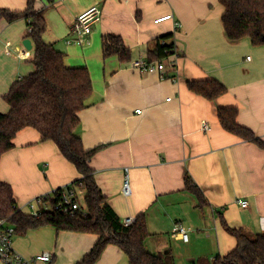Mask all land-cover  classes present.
Wrapping results in <instances>:
<instances>
[{"label": "crops", "instance_id": "obj_1", "mask_svg": "<svg viewBox=\"0 0 264 264\" xmlns=\"http://www.w3.org/2000/svg\"><path fill=\"white\" fill-rule=\"evenodd\" d=\"M29 0H0V9L24 12ZM102 12L84 45L68 44L74 21L90 8ZM43 11V40L65 54L68 68H87L93 93L79 113L77 135L86 151L97 149L90 161L107 204L123 220L147 217L148 250L169 254L175 264L213 261L232 252L237 241L222 225L251 238L264 233V149L222 128L218 110L238 109V123L264 142V46L250 39L231 41L223 27L219 0H34ZM173 16L172 20L155 23ZM182 27L176 30L175 25ZM27 21L0 20V113L10 112L4 100L13 84L35 72L32 50L24 46ZM119 37L130 59L104 58L103 40ZM173 35L180 55L178 83L157 74H142L137 65L151 61L159 39ZM216 80L227 93L209 101L191 92L188 82ZM168 99H171L168 101ZM140 110L141 113H137ZM207 124L209 130L204 131ZM14 149L0 162V180L13 189L17 207L71 185L82 176L53 142H42L33 129L21 131ZM132 195L122 192L125 175ZM190 177L206 200L199 208L186 190ZM249 202L247 208L240 201ZM182 224L191 229L189 242L172 238ZM98 237L58 232L53 227L16 235L14 248L25 258L51 253V263L78 264ZM0 264H3L0 262ZM97 264H129L126 254L110 245Z\"/></svg>", "mask_w": 264, "mask_h": 264}, {"label": "trees", "instance_id": "obj_2", "mask_svg": "<svg viewBox=\"0 0 264 264\" xmlns=\"http://www.w3.org/2000/svg\"><path fill=\"white\" fill-rule=\"evenodd\" d=\"M219 3L224 9L222 22L229 40L248 38L254 46H264V0H219ZM33 4L34 0H29L28 9L18 13L0 9V20L27 21L28 28L32 29L28 38L36 48L35 72L15 82L4 97L10 112L0 113V162L4 154L14 149L17 135L25 129H33L41 135L42 142L55 143L61 155L75 166L82 177L68 187L82 188L85 198L74 215L54 210L43 211L36 218L19 210L12 187L0 180V220L10 219L16 226V235L24 236L34 229L53 227L58 232L97 236L95 246L78 264H97L110 245L119 247L128 257L129 264H175L171 255L154 254L147 249L146 242L151 235L145 214L139 216L134 225L125 227L107 204L90 167L97 149L86 151L77 135L81 123L79 113L93 93L90 72L87 68L66 67L65 54L45 43V15L43 11H33ZM172 38L173 35H167L158 40L151 61H162L175 53ZM103 55L104 58L118 55L126 61L131 53L119 37L109 35L103 40ZM187 85L191 92L209 101L227 93L225 86L216 80L191 81ZM237 118L236 107L218 110V120L224 130L264 149V142L250 129L241 126ZM185 185L196 197L199 208L204 207L203 193L188 176ZM221 220L224 229L235 237L236 248L213 261L199 259L194 264H264V233L251 238L242 230L231 228L223 216Z\"/></svg>", "mask_w": 264, "mask_h": 264}, {"label": "built area", "instance_id": "obj_3", "mask_svg": "<svg viewBox=\"0 0 264 264\" xmlns=\"http://www.w3.org/2000/svg\"><path fill=\"white\" fill-rule=\"evenodd\" d=\"M102 12L94 6L77 17L71 27V34L75 35L74 40H70L68 44L84 45L87 42V37L92 33L93 27L101 21ZM173 16H167L155 21L159 24L165 21L172 20ZM182 27L181 24L176 23L175 28L179 30ZM28 32L31 33L32 29L28 28ZM180 55L176 49L175 53L169 58L162 61H148L142 60L137 65V69L142 74H157L161 79H171L174 83H178V75L174 73V76L169 77L168 68L177 69V62ZM171 99H168L170 101ZM137 113H141L140 110ZM203 130H209L207 124L203 125ZM123 195L130 197L132 195V188L130 183V177L125 175L123 180ZM85 192L82 188L71 189L68 186L64 187L61 191L55 190L48 195L39 196L31 200L27 204V208L30 212V216L38 218L43 211H59L65 215H74L75 211L81 208V199L84 201ZM54 201V205L52 204ZM240 205L243 208L249 206V202L242 200ZM22 211L21 209H19ZM136 218L130 216L122 220V224L125 227H130L135 224ZM191 229L185 227L182 224H177L172 229V238L189 242ZM16 236V226L10 221V219L0 220V262L3 264H41L51 263L54 256L51 253H43L33 259L25 258L14 248V238Z\"/></svg>", "mask_w": 264, "mask_h": 264}, {"label": "water", "instance_id": "obj_4", "mask_svg": "<svg viewBox=\"0 0 264 264\" xmlns=\"http://www.w3.org/2000/svg\"><path fill=\"white\" fill-rule=\"evenodd\" d=\"M24 46L26 47L27 50L31 51L32 50V41L30 39L25 40Z\"/></svg>", "mask_w": 264, "mask_h": 264}, {"label": "rangeland", "instance_id": "obj_5", "mask_svg": "<svg viewBox=\"0 0 264 264\" xmlns=\"http://www.w3.org/2000/svg\"><path fill=\"white\" fill-rule=\"evenodd\" d=\"M83 204V201H82V199H81V205ZM148 249V248H147Z\"/></svg>", "mask_w": 264, "mask_h": 264}]
</instances>
